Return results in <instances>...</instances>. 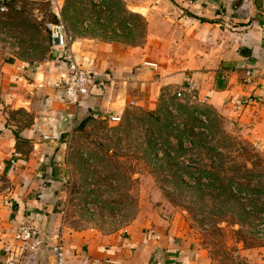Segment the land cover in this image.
<instances>
[{"label":"rangeland","instance_id":"374dc122","mask_svg":"<svg viewBox=\"0 0 264 264\" xmlns=\"http://www.w3.org/2000/svg\"><path fill=\"white\" fill-rule=\"evenodd\" d=\"M59 1L70 46L83 33L123 36L127 17L115 16L122 1ZM55 12L52 0H0V70L53 58L47 23L57 21ZM80 108L61 136L64 170L50 199L61 216L58 237L64 228L127 234L137 224L151 234L168 230L199 264H264L261 110L226 111L180 88L165 90L155 108H129L119 121L80 115ZM9 182L1 174L0 240L11 233Z\"/></svg>","mask_w":264,"mask_h":264},{"label":"crops","instance_id":"0c3cea01","mask_svg":"<svg viewBox=\"0 0 264 264\" xmlns=\"http://www.w3.org/2000/svg\"><path fill=\"white\" fill-rule=\"evenodd\" d=\"M119 1L124 6L115 16L127 17L123 36L108 30L105 37H71L76 60L94 78L80 115L123 117L133 106L155 108L165 90L180 88L226 111L261 110L264 117V0ZM69 65L54 46L48 62L7 63L0 70V175L13 190L5 203L11 233L0 240V264L55 262L61 216L50 199L64 170L61 136L74 110L59 85ZM23 225L41 232L36 255L19 254L23 243L13 232ZM132 227L127 234L64 228V264L200 263L168 230Z\"/></svg>","mask_w":264,"mask_h":264},{"label":"built area","instance_id":"2783aa9c","mask_svg":"<svg viewBox=\"0 0 264 264\" xmlns=\"http://www.w3.org/2000/svg\"><path fill=\"white\" fill-rule=\"evenodd\" d=\"M52 3L56 8V16L60 19V11L62 9L63 2H60L59 0H52ZM47 27L50 30L53 46L60 48L63 55L68 57L70 60L68 70L60 78L59 85L64 89L66 102L77 110L78 107L81 106L83 99L90 93L94 80L93 75L76 60L69 43L67 28L64 22L61 21V19L55 22H48ZM54 39H58L59 43L55 44ZM182 94L183 92H178V96H182ZM111 119L119 121L121 117L112 116ZM10 162L12 165L15 163L13 159H11ZM40 233L41 232L39 230L29 225H23L17 228L16 239L23 243L19 252L20 255H24L26 249L31 255L38 254V251L34 248L38 243L39 239L37 238L40 236ZM24 245H27V247ZM52 248L55 253L54 264H64L65 250L60 237L57 238Z\"/></svg>","mask_w":264,"mask_h":264},{"label":"water","instance_id":"95a60500","mask_svg":"<svg viewBox=\"0 0 264 264\" xmlns=\"http://www.w3.org/2000/svg\"><path fill=\"white\" fill-rule=\"evenodd\" d=\"M54 43L55 44H58L59 43V40L58 39H54Z\"/></svg>","mask_w":264,"mask_h":264},{"label":"trees","instance_id":"16d2710c","mask_svg":"<svg viewBox=\"0 0 264 264\" xmlns=\"http://www.w3.org/2000/svg\"><path fill=\"white\" fill-rule=\"evenodd\" d=\"M56 20L58 21V18H56Z\"/></svg>","mask_w":264,"mask_h":264}]
</instances>
